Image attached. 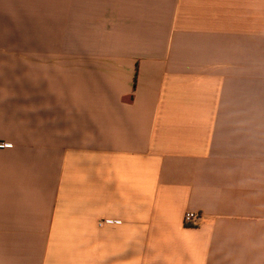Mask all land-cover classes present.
<instances>
[{
  "label": "crops",
  "instance_id": "obj_1",
  "mask_svg": "<svg viewBox=\"0 0 264 264\" xmlns=\"http://www.w3.org/2000/svg\"><path fill=\"white\" fill-rule=\"evenodd\" d=\"M0 143V264H264V0H0Z\"/></svg>",
  "mask_w": 264,
  "mask_h": 264
},
{
  "label": "built area",
  "instance_id": "obj_2",
  "mask_svg": "<svg viewBox=\"0 0 264 264\" xmlns=\"http://www.w3.org/2000/svg\"><path fill=\"white\" fill-rule=\"evenodd\" d=\"M4 143H0V147L4 146ZM202 220V214L200 212H187L184 215V223L188 227L198 226Z\"/></svg>",
  "mask_w": 264,
  "mask_h": 264
}]
</instances>
